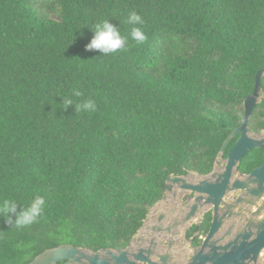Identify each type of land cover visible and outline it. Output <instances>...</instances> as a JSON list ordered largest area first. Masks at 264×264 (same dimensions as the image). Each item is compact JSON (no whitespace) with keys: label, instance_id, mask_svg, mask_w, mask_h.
Wrapping results in <instances>:
<instances>
[{"label":"trees","instance_id":"1","mask_svg":"<svg viewBox=\"0 0 264 264\" xmlns=\"http://www.w3.org/2000/svg\"><path fill=\"white\" fill-rule=\"evenodd\" d=\"M50 1L57 18L39 8L45 0H0V207L46 201L21 229L0 210V264H28L63 243L128 246L169 174L214 169L264 67V0ZM131 11L145 21L143 43L131 39ZM102 20L129 37L126 50H86ZM65 97L96 110H64ZM250 128L264 129V100ZM263 162L264 149H252L239 171ZM211 223L209 211L195 247Z\"/></svg>","mask_w":264,"mask_h":264},{"label":"water","instance_id":"2","mask_svg":"<svg viewBox=\"0 0 264 264\" xmlns=\"http://www.w3.org/2000/svg\"><path fill=\"white\" fill-rule=\"evenodd\" d=\"M263 78L264 67L256 74L254 91L245 98L244 120L223 143L214 169L205 175L169 174L165 196L149 210L128 246L93 251L63 243L42 251L28 264H264V162L247 174L239 171L249 151L264 149V129L250 128L253 113L264 100ZM187 194L193 197L185 203ZM209 211L210 229L195 247L193 240ZM193 225L196 233L188 238ZM187 240L191 249L184 245Z\"/></svg>","mask_w":264,"mask_h":264},{"label":"clouds","instance_id":"3","mask_svg":"<svg viewBox=\"0 0 264 264\" xmlns=\"http://www.w3.org/2000/svg\"><path fill=\"white\" fill-rule=\"evenodd\" d=\"M127 23L132 25L130 36L137 43H143L147 40V36L142 26L145 21L136 11H131L127 17ZM90 31L93 33L90 42L85 46L87 51L98 50L102 55L116 53L119 50H126L128 36L121 33V30L109 20L98 21L94 24ZM73 95L80 97L83 93L77 89H73ZM64 110L70 106L74 107L75 112H94L96 103L92 99L75 103L70 97L63 99ZM46 207V201L43 196L37 195L27 205L18 203L15 199H5L2 203V210L6 215V223L21 229L38 223L43 215Z\"/></svg>","mask_w":264,"mask_h":264},{"label":"rangeland","instance_id":"4","mask_svg":"<svg viewBox=\"0 0 264 264\" xmlns=\"http://www.w3.org/2000/svg\"><path fill=\"white\" fill-rule=\"evenodd\" d=\"M45 5L48 8H45V6H43V5H39V8L44 9V11H47V13L49 14L50 17L57 18L56 11L54 10V7L52 6L51 1L45 0ZM192 197H193L192 194H187V196L185 197V203H188L192 199ZM189 242H190L189 240L185 241L184 245L186 247H188L189 249H191L193 246H191Z\"/></svg>","mask_w":264,"mask_h":264}]
</instances>
